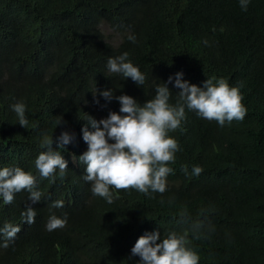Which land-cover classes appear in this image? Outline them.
Segmentation results:
<instances>
[{
    "label": "trees",
    "instance_id": "16d2710c",
    "mask_svg": "<svg viewBox=\"0 0 264 264\" xmlns=\"http://www.w3.org/2000/svg\"><path fill=\"white\" fill-rule=\"evenodd\" d=\"M125 52L145 75L143 86L108 71L107 60ZM177 73L198 87L212 77L238 87L243 121L221 127L186 109L181 127L169 133L179 150L167 165L163 194L110 189L112 204L94 196L78 159L88 149L81 129L87 115L99 121L120 109L98 93L112 90L143 105L173 77L175 105ZM17 103L26 107V128L12 110ZM62 132L74 140L59 149L68 169L53 182L34 161L45 150L42 138ZM195 166L203 170L198 176ZM4 167L31 173L42 196L36 204L27 191L10 205L0 199V226L21 228L8 248L0 247V264H142L131 249L154 231L188 232L199 264H264V0H250L247 11L239 0H0ZM57 200L63 208L50 207ZM28 207L36 211L31 225L21 215ZM183 210L187 223L180 222ZM53 214L67 223L48 231ZM196 222L199 238L188 231Z\"/></svg>",
    "mask_w": 264,
    "mask_h": 264
},
{
    "label": "clouds",
    "instance_id": "9594fccd",
    "mask_svg": "<svg viewBox=\"0 0 264 264\" xmlns=\"http://www.w3.org/2000/svg\"><path fill=\"white\" fill-rule=\"evenodd\" d=\"M239 2L241 9L247 11L250 0ZM128 39L135 42L133 35H129ZM204 43L207 44V41ZM107 69L125 79L131 78L137 86L145 84V75L128 61L127 52L115 58L110 57ZM169 83H173V77H169L167 83L157 84L155 96L143 105L128 95L116 96L112 90L98 93L107 102L117 100L120 109L119 114L110 112L106 119L99 121L87 115L88 121L81 129L88 149L78 159L86 165L83 179L90 182L94 196L112 204L114 194L110 189H134L145 195L156 192L163 194L167 187V176L172 172L167 165L175 162V153L179 150L178 142L169 133L181 127L186 109L196 112L201 118L217 121L221 127L233 120L243 121L247 114L239 88L230 86L223 78L212 77L203 83V87H198L184 81L183 73H177L174 87L180 91L175 105L169 102L172 94ZM96 95H93L94 100ZM95 102L99 104V100ZM12 110L17 115L18 124L26 128L29 122L25 116V105L14 104ZM89 127L93 131H89ZM73 140L74 136L68 132H62L55 140L46 135L42 138L40 146L45 150L34 161L42 178H51L54 182L59 175L63 179L68 163L59 149L65 150V146ZM202 171V168L195 166L192 174L198 176ZM21 191L29 193L28 199L32 204L40 202L42 193L38 190L36 177L19 167L0 169V199L3 203L12 204L15 194ZM50 207L63 208L64 202L57 200ZM21 215L26 224L35 222L36 211L32 207H28ZM179 217L181 223H187L190 219L186 210L181 211ZM66 223V216L58 218L53 214L48 219L46 229L53 231L65 227ZM201 227L202 223L196 222L188 231L199 238ZM20 231L19 226L3 223L0 226V239L3 240L0 247L8 248L9 242ZM189 245L188 232L173 231L161 236L159 231H154L138 238L131 254L140 257L142 264H199L198 254Z\"/></svg>",
    "mask_w": 264,
    "mask_h": 264
}]
</instances>
